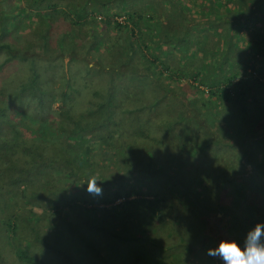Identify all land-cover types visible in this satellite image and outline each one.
I'll list each match as a JSON object with an SVG mask.
<instances>
[{
  "label": "trees",
  "instance_id": "16d2710c",
  "mask_svg": "<svg viewBox=\"0 0 264 264\" xmlns=\"http://www.w3.org/2000/svg\"><path fill=\"white\" fill-rule=\"evenodd\" d=\"M186 203L207 251L264 223V0H0V264H57L70 212L124 264L119 216Z\"/></svg>",
  "mask_w": 264,
  "mask_h": 264
},
{
  "label": "rangeland",
  "instance_id": "374dc122",
  "mask_svg": "<svg viewBox=\"0 0 264 264\" xmlns=\"http://www.w3.org/2000/svg\"><path fill=\"white\" fill-rule=\"evenodd\" d=\"M84 93H82L80 96L88 95V92ZM54 106L57 107L58 103H56ZM167 194L171 196L170 192H168ZM92 198H94L93 195L90 196L89 200H92ZM177 198L180 199L179 195H176L172 198L166 197L165 199L167 202H173L174 204L175 199ZM184 199L185 201H188L190 198L186 196L184 197ZM120 200H118L117 202H119ZM82 203L84 204V202ZM186 205L188 206V211L184 212L183 219H181V221L178 220V217H174L181 216V214H179L175 207L164 205V215L166 216H164L163 219L158 217L155 225L151 224L147 228H135V225H130L131 223H138L137 221H139L143 215L140 212L134 213L133 216L131 215L130 220L124 218L123 216H119L121 217V221L119 220L117 224H111V228L114 231H118L117 233L120 235L118 236L120 241L117 242V238L112 239V241H115L117 245H119V248L124 249V254H122L124 259L129 261L131 260L129 256L136 255L133 257V259H137L138 264H149L146 262V258L148 257L147 254H150L151 256L153 254L155 260L160 259L162 250L167 251L168 254L165 259L159 260L158 264H191L193 255L189 256L188 254L189 247L191 246H194L195 249H199L197 251L198 253L196 254L198 259L209 257L210 255H208V251L202 248L204 247L202 246V242H205L209 237H206L207 235L203 234L204 239L202 240L200 235L197 238L194 236V234H196L197 232L196 224H203L201 222L202 219L200 216L195 217L194 214L191 213V209H193V207L191 206L192 204L186 203ZM81 209L82 208L80 207V210ZM67 212L69 213V211L65 210L63 214ZM121 212L125 214V212L127 213V210L123 209L121 210ZM171 215L174 216L171 217ZM79 216L83 218L79 219ZM170 217L173 220H170ZM84 219L88 220L87 218H84L83 215H78L70 212V218L67 216L64 218L63 227L58 228V225H55L56 232L54 233L53 238H57L58 229H64L62 232L65 234L64 236L67 240L65 242V246L60 240L61 251L58 252L60 253V255L55 256L53 259L57 264H104L103 254L106 253L107 250L105 249L106 246L104 247L101 239L99 231L100 227L95 226L96 229H93L95 228L93 227V225H96V223L91 220L92 223H94L92 225L90 221L85 222ZM196 220H198L199 223ZM88 228H90V232ZM225 233L220 234L219 238H225ZM196 239H198L197 242H195ZM210 241L212 243L214 240ZM169 248L171 249L169 250ZM129 252L130 254H126ZM210 257L212 258V256ZM128 261L124 262V264H128ZM218 261H220V259L217 258L215 260V264H221V261L220 263H218ZM202 263L209 264L206 261L200 262V260H197V262H193V264ZM150 264H154L153 261H150Z\"/></svg>",
  "mask_w": 264,
  "mask_h": 264
},
{
  "label": "clouds",
  "instance_id": "9594fccd",
  "mask_svg": "<svg viewBox=\"0 0 264 264\" xmlns=\"http://www.w3.org/2000/svg\"><path fill=\"white\" fill-rule=\"evenodd\" d=\"M89 188L100 191L92 181ZM208 255L218 257L221 264H264V223L258 222L242 239H220L209 248Z\"/></svg>",
  "mask_w": 264,
  "mask_h": 264
}]
</instances>
